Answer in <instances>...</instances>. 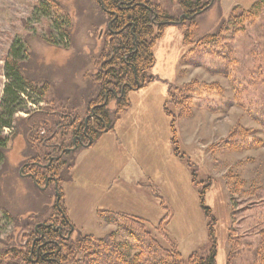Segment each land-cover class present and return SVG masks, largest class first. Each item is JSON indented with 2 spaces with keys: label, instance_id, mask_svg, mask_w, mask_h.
<instances>
[{
  "label": "rangeland",
  "instance_id": "rangeland-1",
  "mask_svg": "<svg viewBox=\"0 0 264 264\" xmlns=\"http://www.w3.org/2000/svg\"><path fill=\"white\" fill-rule=\"evenodd\" d=\"M41 1L0 0V112L9 81L5 57L15 40L26 49V78L38 86L49 85L44 98L24 93L11 127L2 130L8 140L0 148V264H48L37 255L39 243L34 241L41 239L39 225L57 229L62 223L56 209L61 205L75 226L67 240L54 232L64 247L87 234L104 236L115 225L102 221L99 211L125 206L126 213L146 220V228L162 245L173 242L184 264L192 253H209L211 226L218 264H264V11L238 34L228 26L226 40L217 46L194 42L217 32L237 6L248 8L256 0H201L199 14L188 19L183 0H147L174 16L176 23L156 41V61L147 71L156 79L129 92L132 109L138 110L160 93L166 96L162 113L154 112L161 124L159 143L144 150L146 155L158 153L155 166L160 167L151 166L139 187L132 180L134 173L142 174L135 150L113 186L101 180L85 183L73 175L75 163L92 161V149L98 146L96 141L74 149L71 122H85L98 96L96 77L108 59L102 53L110 51L111 16L98 0H57L60 10L46 7L48 14L35 12ZM66 15L72 20L70 39L54 24L57 18L67 27ZM187 27L194 36L189 46L183 40ZM116 105L115 99L110 101V110ZM54 143L71 148L54 164L61 181L51 178L35 186L27 174L40 167L24 166L32 161L47 164L59 153L46 146ZM134 185L139 199L131 203L115 190L124 194ZM83 252L76 250L73 262L64 264H74Z\"/></svg>",
  "mask_w": 264,
  "mask_h": 264
},
{
  "label": "trees",
  "instance_id": "trees-1",
  "mask_svg": "<svg viewBox=\"0 0 264 264\" xmlns=\"http://www.w3.org/2000/svg\"><path fill=\"white\" fill-rule=\"evenodd\" d=\"M98 2L102 10L112 18L110 51L106 54L104 50L102 53V56H106L108 59L102 63L97 73L99 93L92 103L93 106L99 103L102 105L95 108L92 117H87V124L83 121L80 122L77 118L71 122L74 134L82 133L86 129L92 142L102 134L113 130L114 124L122 112L131 107L129 97L131 90L143 88L156 79L147 74L156 61L154 52L156 41L167 26L176 23L174 16L147 0H98ZM200 2L201 0H183L180 4L186 15H193L201 9ZM60 6L57 0H42L34 10L48 14L46 7L60 10ZM235 9L230 19L217 32L206 34L194 42L202 46H217L226 40L224 35L228 26L233 29V33L238 34L244 29L246 22L256 19L264 11V0H256L248 8L237 6ZM65 18L64 23L66 22L67 27H61L57 18L54 19V24L62 31L63 37L70 39L69 30L72 20L69 15H66ZM193 37L192 30L187 27L183 39L185 45L194 44ZM23 52H26L24 44L20 40H15L5 57V75L9 81L5 87L3 107L0 112V148H3L8 140L2 135V130L5 127H11V119L18 110V104L23 100L22 95L32 92L44 98L49 91L48 83L38 86L26 78L23 70L25 62ZM114 99L117 105L115 110L111 111L109 102ZM165 109L167 115L172 116L166 105ZM32 116L33 114H30L27 121H30ZM175 134L173 120V143L177 142ZM60 161H53L50 166L43 169L38 168L36 183L43 185L47 179L51 180L49 173L56 177V181H61L59 167H54V164ZM60 195L62 196L61 191ZM56 209L64 221H69L67 224H71L75 229L67 217L66 209L62 205ZM208 212L210 213V209ZM99 217L102 221L115 225V228L101 237L87 234L65 247L59 242L57 234L42 228L45 238H47H44L43 241L48 240V242L43 245V249L40 251L41 260L48 264L73 262L70 261L73 260L70 257L74 256L75 251L79 249L84 250L83 256L74 264H184L177 246L173 242H170V247L162 245L148 227L146 228L144 218L113 210H100ZM210 234L212 247L209 253L206 255L192 253L188 264H218L217 239L213 226L210 228ZM164 236L169 240L166 234ZM63 248H66V254Z\"/></svg>",
  "mask_w": 264,
  "mask_h": 264
},
{
  "label": "crops",
  "instance_id": "crops-1",
  "mask_svg": "<svg viewBox=\"0 0 264 264\" xmlns=\"http://www.w3.org/2000/svg\"><path fill=\"white\" fill-rule=\"evenodd\" d=\"M147 86L148 85L145 87ZM165 101L166 96L160 93V96L157 95L156 99H153L151 104H148L147 107H142V104L139 107L140 110H138L137 107L136 109H132L131 101V107L122 112L120 118L115 122L113 130L102 134L93 142L95 143L97 141L98 146H94L92 149V154L90 155L92 161H77L73 168V175L81 181L84 179L85 183L88 181L96 183L101 180L103 184L106 182L104 185L113 186L117 181L118 171L120 169H126L131 164V159L135 157L134 155L132 157V153L135 150L137 156L135 158H138V162L135 161L137 165L140 166L142 174L136 175V173H134L132 180L134 184H138L139 187L142 183V178L145 177L146 174L148 176L151 166H155L156 161H160L158 159V153L146 155L144 150L147 149V145L155 146L159 143L157 138L160 134L162 135L161 124L156 119L157 117L154 116V112L162 113V107ZM114 110L115 109L112 111ZM167 120L168 118H166L165 125ZM166 132L167 130L165 128L164 133ZM166 135L165 138L169 137L168 132ZM93 143L89 146H92ZM84 163L86 167H83ZM155 167L160 166L156 165ZM129 173H131V171ZM115 190L120 193V195L118 194L119 197H126L130 203L134 202L135 199H139L137 196L138 193L136 192L137 187L135 185L134 189L130 190V192L124 189L126 190L124 194H121V190L118 188H115ZM111 210L129 211L125 206H114V209L111 208Z\"/></svg>",
  "mask_w": 264,
  "mask_h": 264
},
{
  "label": "flooded vegetation",
  "instance_id": "flooded-vegetation-1",
  "mask_svg": "<svg viewBox=\"0 0 264 264\" xmlns=\"http://www.w3.org/2000/svg\"><path fill=\"white\" fill-rule=\"evenodd\" d=\"M127 3H129V2H127ZM196 14H193L191 16H188V15H186L184 13L183 16H184V18L188 19V18L195 17ZM115 17H117V15H115ZM116 96H118V95L116 94ZM101 105L102 104L99 103V104L94 105L93 107H91V113L87 117H89V116L92 117L94 115L95 108L98 107V106H101ZM87 117L85 119V123L86 124L88 122V118ZM85 139L88 140V143L91 140L90 137L88 136L87 132H86V129L84 131H82V133H76V134H74V137H73V144H74V146H73V148L74 147H78L79 145H87L88 143L87 144L84 143V140ZM46 146H49V147L50 146L51 147L53 146V148H57L58 151H59V153L57 155L51 156V158L49 159V162L47 164H41V163H38L37 161H32V162H30V163H28L26 165L27 166H30V167L32 166V167L46 168V167L50 166L53 161L61 160L62 156L65 155L66 153H69L68 150L71 149V148H69V149L68 148L67 149L64 148L63 149L62 148V145L59 144V143H54V144H49V145L47 144ZM26 165L24 167H27ZM27 175L30 176L32 178V180L34 181L35 185L39 187V185L36 183V172L29 171ZM50 178H52L55 181V177H50ZM62 219H63V217H62ZM68 222L66 220L64 221V219H63L62 223H60L58 225L57 229L55 228V225H42L41 224V225H39L40 228L37 231H38V233H40V235H41L40 238L41 239L44 237V233L42 231V228H46V229L52 230L53 232H58L59 235H60V237L62 239L67 240L70 237L69 232L71 231V229H74V227L71 224H67ZM66 225H67V227L70 228L69 231L66 229ZM41 239L37 238L36 241H34V244L36 242L39 243L38 244V247H37V255L38 256L40 255V251L43 249V245H45L47 243V241H45V243H43L41 241Z\"/></svg>",
  "mask_w": 264,
  "mask_h": 264
},
{
  "label": "water",
  "instance_id": "water-1",
  "mask_svg": "<svg viewBox=\"0 0 264 264\" xmlns=\"http://www.w3.org/2000/svg\"><path fill=\"white\" fill-rule=\"evenodd\" d=\"M91 142H92V140H90L89 143H88L86 146L90 145ZM75 148H76V147H75ZM75 148H74V149H75ZM55 182H57V181L55 180ZM47 186H48V183H47V185H46L45 187H41V186H40V188L44 189V188H46ZM59 199H60V197H59V195H58V197H57V204H58V202H59Z\"/></svg>",
  "mask_w": 264,
  "mask_h": 264
},
{
  "label": "bare ground",
  "instance_id": "bare-ground-1",
  "mask_svg": "<svg viewBox=\"0 0 264 264\" xmlns=\"http://www.w3.org/2000/svg\"><path fill=\"white\" fill-rule=\"evenodd\" d=\"M27 166V165H26ZM55 180H56V178H55ZM68 180V179H67ZM49 181V180H48ZM36 186V185H35ZM57 197V196H56ZM58 211V210H57ZM54 215V214H53ZM70 226V225H69ZM38 234V233H37ZM40 234V233H39ZM40 236V235H39Z\"/></svg>",
  "mask_w": 264,
  "mask_h": 264
}]
</instances>
